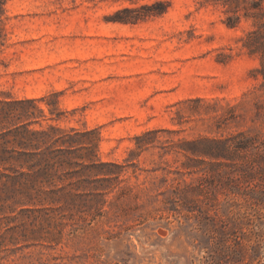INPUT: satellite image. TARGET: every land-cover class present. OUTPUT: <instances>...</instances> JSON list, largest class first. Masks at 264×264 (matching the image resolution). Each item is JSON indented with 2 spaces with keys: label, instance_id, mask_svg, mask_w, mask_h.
Returning a JSON list of instances; mask_svg holds the SVG:
<instances>
[{
  "label": "rangeland",
  "instance_id": "obj_1",
  "mask_svg": "<svg viewBox=\"0 0 264 264\" xmlns=\"http://www.w3.org/2000/svg\"><path fill=\"white\" fill-rule=\"evenodd\" d=\"M0 1V100H32L29 129L77 137L78 162L53 202L0 176V264H264L250 21L200 0Z\"/></svg>",
  "mask_w": 264,
  "mask_h": 264
},
{
  "label": "trees",
  "instance_id": "obj_2",
  "mask_svg": "<svg viewBox=\"0 0 264 264\" xmlns=\"http://www.w3.org/2000/svg\"><path fill=\"white\" fill-rule=\"evenodd\" d=\"M199 5L211 4L221 9L224 17L222 23L231 29L240 26L242 20L251 22V29L247 30L240 38L241 49L249 56L259 58L261 74L264 84V3L263 0H200ZM3 2L0 1V9ZM131 22L132 20H120ZM3 30L0 27V37ZM36 109L32 100H17L10 98L0 100V176L9 179L14 186L20 184V178H26L28 184L22 190L28 196L33 194L43 196V200L57 201V194L65 189V186L56 187L54 179L64 181V167L78 164L71 155L72 151L62 150L65 143L77 144V137H71L58 128L48 127L49 131L30 130L29 126L34 123ZM49 169L50 172L48 173ZM9 171V173H7ZM52 185L49 190L44 185ZM67 186V185H66ZM185 192L192 189L190 184L185 183ZM1 187V186H0ZM3 192L7 186L2 185ZM186 198V194L183 193ZM10 199L6 196L3 200ZM237 252L241 255L238 246Z\"/></svg>",
  "mask_w": 264,
  "mask_h": 264
}]
</instances>
